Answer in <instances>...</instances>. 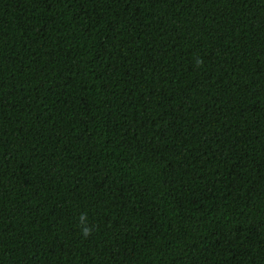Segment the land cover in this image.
<instances>
[{"label":"trees","instance_id":"16d2710c","mask_svg":"<svg viewBox=\"0 0 264 264\" xmlns=\"http://www.w3.org/2000/svg\"><path fill=\"white\" fill-rule=\"evenodd\" d=\"M0 264H264V0H0Z\"/></svg>","mask_w":264,"mask_h":264}]
</instances>
